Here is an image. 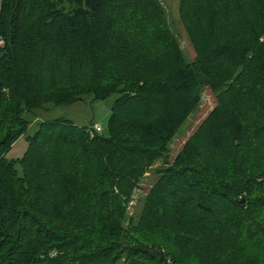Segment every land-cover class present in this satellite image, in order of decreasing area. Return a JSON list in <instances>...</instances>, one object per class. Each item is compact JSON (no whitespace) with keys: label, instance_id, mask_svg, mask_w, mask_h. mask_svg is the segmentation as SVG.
Returning a JSON list of instances; mask_svg holds the SVG:
<instances>
[{"label":"trees","instance_id":"trees-1","mask_svg":"<svg viewBox=\"0 0 264 264\" xmlns=\"http://www.w3.org/2000/svg\"><path fill=\"white\" fill-rule=\"evenodd\" d=\"M179 17L190 62L160 0H0V264H262L264 0H179ZM206 86L216 106L170 162ZM114 94L105 133L45 121L7 159L26 113Z\"/></svg>","mask_w":264,"mask_h":264},{"label":"rangeland","instance_id":"rangeland-1","mask_svg":"<svg viewBox=\"0 0 264 264\" xmlns=\"http://www.w3.org/2000/svg\"><path fill=\"white\" fill-rule=\"evenodd\" d=\"M160 2L166 12L171 28L179 38L186 61H192L195 58V52L180 21L179 0H160ZM69 7L70 5L67 4V8ZM4 47L5 40L0 38V48L3 49ZM117 98L118 95L114 94L106 100L93 101L91 95H87L84 96L81 102L73 105L55 106L53 104H47L42 109L35 112L36 118H33L32 114L26 113L25 116L32 121V124L28 132L14 144L10 152L6 155L7 159L17 160L21 158L28 148L27 137L33 135L37 131L39 123L45 121L66 119L72 121L76 125L88 127L98 123L102 126L104 130L103 132L105 133L111 109ZM215 106L216 94L207 86L203 87L200 91L198 105L189 115L188 121L180 129L169 147L170 162L175 159L186 141L197 130L204 119L207 118ZM163 165V160L160 159L151 166L152 168L145 172L137 186L134 188L130 198L124 200L125 218L122 226L125 230H127L134 222L137 223L139 221L144 200L157 180V176L152 170L154 171ZM119 264H121V262H119Z\"/></svg>","mask_w":264,"mask_h":264},{"label":"built area","instance_id":"built-area-1","mask_svg":"<svg viewBox=\"0 0 264 264\" xmlns=\"http://www.w3.org/2000/svg\"><path fill=\"white\" fill-rule=\"evenodd\" d=\"M91 133L92 132H103V128L100 124L95 123L90 127ZM162 264H178L170 255L164 254L162 259Z\"/></svg>","mask_w":264,"mask_h":264},{"label":"water","instance_id":"water-1","mask_svg":"<svg viewBox=\"0 0 264 264\" xmlns=\"http://www.w3.org/2000/svg\"><path fill=\"white\" fill-rule=\"evenodd\" d=\"M237 203L241 205H245V199L237 200Z\"/></svg>","mask_w":264,"mask_h":264},{"label":"crops","instance_id":"crops-1","mask_svg":"<svg viewBox=\"0 0 264 264\" xmlns=\"http://www.w3.org/2000/svg\"><path fill=\"white\" fill-rule=\"evenodd\" d=\"M262 264H264V254H263V258H262Z\"/></svg>","mask_w":264,"mask_h":264}]
</instances>
